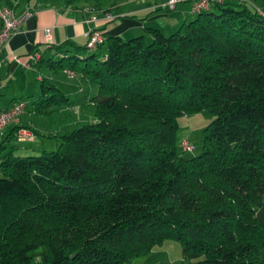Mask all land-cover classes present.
I'll list each match as a JSON object with an SVG mask.
<instances>
[{"label":"trees","instance_id":"16d2710c","mask_svg":"<svg viewBox=\"0 0 264 264\" xmlns=\"http://www.w3.org/2000/svg\"><path fill=\"white\" fill-rule=\"evenodd\" d=\"M195 14L32 63L93 78V120L0 160V264H131L166 240L191 264H264V15L227 0ZM25 100L47 119L71 103L48 78ZM202 110L213 118L187 158L178 118Z\"/></svg>","mask_w":264,"mask_h":264},{"label":"crops","instance_id":"0c3cea01","mask_svg":"<svg viewBox=\"0 0 264 264\" xmlns=\"http://www.w3.org/2000/svg\"><path fill=\"white\" fill-rule=\"evenodd\" d=\"M166 1L118 0L117 6L113 7L110 13L114 18L106 20L104 18L105 13L96 11L91 5H85L83 2L75 1L74 3H67L66 0H34L30 2V0H19L9 5L6 2L1 3L0 0L1 5L10 8L16 15H21L25 11L31 12V15L24 21L22 27L11 36L6 48L0 51V72L6 69L10 73V69L16 71L19 67L26 71L33 69L38 74L36 79L41 81L43 77L39 75L40 69L38 66L31 64L29 68H25L22 65V63L27 61L32 52L48 56L51 54V51L48 49L51 44L57 45L64 41L83 45L87 42L86 33L92 30L100 32L103 36L119 35L121 37L127 36L130 33L145 34V27L150 26L163 31L161 25H164L162 20L165 19L166 14L164 13L166 11L171 12L174 18L176 17L175 22H169L168 25V31H173L182 22H187L196 15L191 10L190 2L177 3L173 9H168L165 6ZM244 2L246 3V1ZM254 9L264 12V8L255 7ZM46 31H49V35H46ZM6 88L7 86H4L2 80H0V99L6 93ZM19 88L16 87V90H19ZM24 88L25 85L22 86V91H25ZM37 94L31 95L36 96ZM18 99L23 98L17 95L12 97L5 106L0 108V111L10 107ZM33 114L26 111L21 117V123L16 125L17 128L22 126L21 124L29 126L34 133L33 139L24 141L25 145L18 146V143H12L17 139L14 125L6 127L0 133V154L3 153L2 157L10 151H13L16 155L24 156L38 150H43L38 144L37 146L32 145V148L28 147L30 143L35 141L36 135L40 131L39 122L35 120L39 116ZM257 218L264 225V208H260L257 211ZM154 248L149 254L148 260L140 264L162 263L157 255H165L164 251H167L166 248L164 245L156 249ZM166 256H169V253H166Z\"/></svg>","mask_w":264,"mask_h":264},{"label":"rangeland","instance_id":"374dc122","mask_svg":"<svg viewBox=\"0 0 264 264\" xmlns=\"http://www.w3.org/2000/svg\"><path fill=\"white\" fill-rule=\"evenodd\" d=\"M18 1L19 0H1V3L6 2L10 5L13 4V2ZM33 1L34 0H30V2ZM75 1L76 0H70V2L67 3H74ZM117 1L115 0L114 7L117 6ZM244 1H246L248 6L252 9H254L255 7L264 8V0ZM84 4L92 5L91 2H86ZM164 14H166L165 19L162 20L164 25L161 26L163 28V32L168 35L171 32L168 31L169 22H175L176 17L174 18L172 16V13L168 11H166V13ZM136 35H139V33H130L129 35L124 36L123 39H129ZM39 69L40 76H42L43 78H48L50 82L57 84L61 88V90L69 96V99L71 100L68 108H64L63 110L58 112L55 111L52 116L49 117L50 119L42 116H39L38 118L36 117L35 119L39 122L40 131L38 135H36L35 141L30 143L28 147L32 148V145L37 146L38 144L40 148L47 151H52L57 148L58 142V138L54 137V135H59L61 134L62 130H70L75 126L82 124L83 122H91L93 120L92 107L87 103L85 96H91L95 94L97 90V84L96 81L91 77L82 79L78 76H73V73L69 72L68 70H66L65 72H57L46 66H41L39 67ZM34 71L33 69L26 71L23 68L19 67L16 71H12V69H10V73H8L6 69H3V71L0 72V80H2L4 86H7L6 93L2 95L0 99V108L2 106H5L7 102L16 95L20 98L22 97L23 99H25V95L29 94L28 96H31V94L38 93L41 81L36 79V76L38 74ZM23 85H25V91H22ZM16 87H20L19 90H16ZM29 113L31 114L33 112ZM212 118L213 115L208 110H202L188 116L182 115L178 118L177 134L179 139H188V141L193 146L192 151L183 153L185 157L189 158L201 153L203 139L202 132L203 129L212 120ZM21 125V127L32 131L29 126H26L24 124ZM60 128H62V130H60ZM24 141H19L18 139H16L12 143H18L17 145L20 146L25 145ZM2 155L3 153L0 154V160L2 158ZM162 245H164L167 251H164L165 255H157V257L162 261L161 264H191L183 259L182 248L179 242L174 240H166L161 244L155 246L154 249ZM39 251L40 249L36 250L34 254V260H36V257H38ZM166 253H169V256H166ZM149 256L150 255L139 257L135 259L132 264H140L142 262H145L146 260H148Z\"/></svg>","mask_w":264,"mask_h":264},{"label":"built area","instance_id":"2783aa9c","mask_svg":"<svg viewBox=\"0 0 264 264\" xmlns=\"http://www.w3.org/2000/svg\"><path fill=\"white\" fill-rule=\"evenodd\" d=\"M225 0H167L165 6L168 9H173L177 3L190 2L191 10L193 13H198L204 10H208L213 4H222ZM264 15V12L258 11ZM31 15L30 11H25L21 15H16L10 8L0 4V51L6 48L11 36L17 32L23 25L24 21ZM106 20L114 18L113 15L107 13L104 15ZM46 35H49V31H46ZM87 45L90 48L95 47L103 41V35L92 30L86 33ZM40 55L37 52H33L29 55L27 61L22 63L23 67L29 68L31 64L37 61ZM27 102L22 99L15 100L10 107L0 111V133L11 125L20 124L21 117L25 114ZM32 131L19 127L16 130V138L19 141L33 139ZM179 147L183 151H192L193 146L188 139H181Z\"/></svg>","mask_w":264,"mask_h":264}]
</instances>
